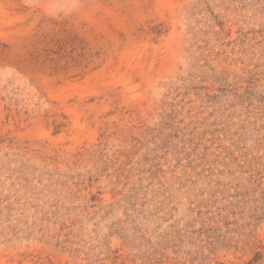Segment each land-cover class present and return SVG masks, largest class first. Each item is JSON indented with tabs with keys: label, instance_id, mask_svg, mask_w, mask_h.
I'll list each match as a JSON object with an SVG mask.
<instances>
[{
	"label": "rangeland",
	"instance_id": "rangeland-1",
	"mask_svg": "<svg viewBox=\"0 0 264 264\" xmlns=\"http://www.w3.org/2000/svg\"><path fill=\"white\" fill-rule=\"evenodd\" d=\"M0 264H264V0H0Z\"/></svg>",
	"mask_w": 264,
	"mask_h": 264
},
{
	"label": "bare ground",
	"instance_id": "bare-ground-1",
	"mask_svg": "<svg viewBox=\"0 0 264 264\" xmlns=\"http://www.w3.org/2000/svg\"><path fill=\"white\" fill-rule=\"evenodd\" d=\"M149 57V56H148ZM142 63V62H141ZM143 63H145L144 61H143ZM140 64V63H139ZM143 65V64H142ZM144 67V66H143ZM142 72V71H141ZM131 84V83H130Z\"/></svg>",
	"mask_w": 264,
	"mask_h": 264
}]
</instances>
